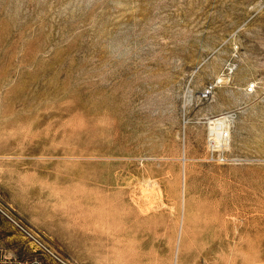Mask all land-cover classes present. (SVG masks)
Segmentation results:
<instances>
[{"label":"rangeland","instance_id":"rangeland-1","mask_svg":"<svg viewBox=\"0 0 264 264\" xmlns=\"http://www.w3.org/2000/svg\"><path fill=\"white\" fill-rule=\"evenodd\" d=\"M251 81L264 0H0V264H264Z\"/></svg>","mask_w":264,"mask_h":264},{"label":"built area","instance_id":"built-area-1","mask_svg":"<svg viewBox=\"0 0 264 264\" xmlns=\"http://www.w3.org/2000/svg\"><path fill=\"white\" fill-rule=\"evenodd\" d=\"M215 83H209L201 91V97L207 99L211 96ZM264 91V82L251 81L244 86L245 93ZM238 110H226L215 116L207 118L206 157L210 162L229 163L240 160L238 156L230 154L231 129L237 117Z\"/></svg>","mask_w":264,"mask_h":264},{"label":"bare ground","instance_id":"bare-ground-1","mask_svg":"<svg viewBox=\"0 0 264 264\" xmlns=\"http://www.w3.org/2000/svg\"><path fill=\"white\" fill-rule=\"evenodd\" d=\"M225 77V76H224ZM228 78H226V80H227ZM218 81H223V79L222 78H219V80ZM225 82H227V81H225ZM184 179V178H183ZM184 188V187H183Z\"/></svg>","mask_w":264,"mask_h":264}]
</instances>
